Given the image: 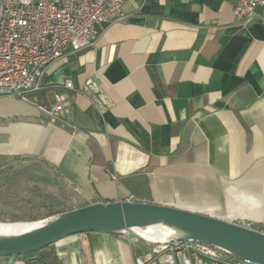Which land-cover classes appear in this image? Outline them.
Wrapping results in <instances>:
<instances>
[{
	"label": "crops",
	"instance_id": "crops-1",
	"mask_svg": "<svg viewBox=\"0 0 264 264\" xmlns=\"http://www.w3.org/2000/svg\"><path fill=\"white\" fill-rule=\"evenodd\" d=\"M98 31L94 47L66 54L41 80L43 104L61 97L58 123L0 98V165L24 158L14 165L36 178L28 186L21 176L22 188H67L73 204L134 196L264 225V6L244 23L231 0H127L123 18ZM89 80L94 100L81 92ZM54 249L62 264H135L151 254L145 242L103 233Z\"/></svg>",
	"mask_w": 264,
	"mask_h": 264
},
{
	"label": "built area",
	"instance_id": "built-area-1",
	"mask_svg": "<svg viewBox=\"0 0 264 264\" xmlns=\"http://www.w3.org/2000/svg\"><path fill=\"white\" fill-rule=\"evenodd\" d=\"M127 0H0V98H15L34 106L56 120L63 110L43 104L41 80L49 66L68 53L96 45L98 27L123 18ZM234 17L250 22L264 0H231ZM64 87L75 90L71 80ZM81 92L95 98L94 84L87 81ZM117 181V177L113 175ZM135 202L134 196L126 200ZM154 258L158 259L154 262ZM251 264L237 261L216 248L198 243L151 245L150 255H140L135 264Z\"/></svg>",
	"mask_w": 264,
	"mask_h": 264
},
{
	"label": "water",
	"instance_id": "water-1",
	"mask_svg": "<svg viewBox=\"0 0 264 264\" xmlns=\"http://www.w3.org/2000/svg\"><path fill=\"white\" fill-rule=\"evenodd\" d=\"M30 224H37V227L17 235L0 236V257H9L8 264H15L20 256L37 253L67 237L86 233L116 235L149 245L204 244L234 260L264 264V234L170 206L128 201L98 202ZM156 225L179 229L180 234L166 242H151L135 233L136 229Z\"/></svg>",
	"mask_w": 264,
	"mask_h": 264
},
{
	"label": "trees",
	"instance_id": "trees-1",
	"mask_svg": "<svg viewBox=\"0 0 264 264\" xmlns=\"http://www.w3.org/2000/svg\"><path fill=\"white\" fill-rule=\"evenodd\" d=\"M41 122L48 123H58L57 120L51 119L45 115H42ZM21 161H26L21 157L9 158L4 160L3 164L0 165V177H10L14 173V164H21ZM3 187L0 188V198L4 196ZM27 190V188H25ZM25 190V191H26ZM24 191V192H25ZM39 192L36 196L34 193ZM31 193H33L31 195ZM27 200L22 203L25 205L24 216L19 219H14L10 221L0 220V223H35L47 220L51 217L60 215L67 211H71L78 208H83L89 206L88 202H78L73 204L71 201L75 198L74 194L67 188L62 189H51L46 186L36 185L31 191H26L24 193ZM134 201L135 197H134ZM139 201V200H138ZM66 204L68 207L62 209V205ZM246 228L255 230L259 233L264 234V225H244ZM133 240V239H132ZM139 242H143L138 240ZM39 257L27 258L26 256H20L17 261L23 260L25 264H62V261L57 256L54 245L49 246L39 252ZM34 254V253H33ZM31 255V254H29ZM10 261L9 257H0V264H8Z\"/></svg>",
	"mask_w": 264,
	"mask_h": 264
},
{
	"label": "rangeland",
	"instance_id": "rangeland-1",
	"mask_svg": "<svg viewBox=\"0 0 264 264\" xmlns=\"http://www.w3.org/2000/svg\"><path fill=\"white\" fill-rule=\"evenodd\" d=\"M16 166L14 169V173L10 177L2 176L0 177V188L3 187V195L0 198V220L3 221H10L14 219H19L21 216H24V209L25 205L22 203L23 201L27 200V197L24 193L26 191H31L32 188L26 187L22 188V185L25 182H21V176L29 182L28 186H32L33 182L28 180L35 179L36 177L32 173V168H24L21 169V165H14ZM31 183V184H30ZM42 186H47L46 182L40 183ZM26 190V191H25ZM25 191V192H24ZM33 193H31L32 195ZM36 196L39 192L34 193ZM33 194V195H34ZM74 202V200H72ZM71 201V202H72ZM62 209H66L68 206L66 204L61 206ZM0 224H13V223H0Z\"/></svg>",
	"mask_w": 264,
	"mask_h": 264
},
{
	"label": "bare ground",
	"instance_id": "bare-ground-1",
	"mask_svg": "<svg viewBox=\"0 0 264 264\" xmlns=\"http://www.w3.org/2000/svg\"><path fill=\"white\" fill-rule=\"evenodd\" d=\"M36 227L37 224L30 223L0 224V236L17 235ZM135 233L151 242H166L178 236L180 230L172 227L156 225L136 229Z\"/></svg>",
	"mask_w": 264,
	"mask_h": 264
}]
</instances>
